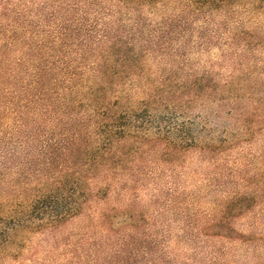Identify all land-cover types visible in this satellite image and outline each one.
I'll list each match as a JSON object with an SVG mask.
<instances>
[{"label":"rangeland","instance_id":"rangeland-1","mask_svg":"<svg viewBox=\"0 0 264 264\" xmlns=\"http://www.w3.org/2000/svg\"><path fill=\"white\" fill-rule=\"evenodd\" d=\"M187 4L163 0L135 12L134 5L113 0H0V264H69L65 244L79 234L95 244L86 252H104L101 264L115 246L128 244L127 252L138 254L127 253L129 264H264V121L259 118L264 116V0L216 2L201 9ZM59 25L68 29L66 41ZM122 38L130 40L140 59L138 66L124 69L119 87L126 104L139 106L147 89L163 80L181 87L204 79L210 84L204 97L174 115L183 111L199 126L206 124L202 142L225 136L234 141L217 155L192 151L135 196L124 193L113 201L145 211V220L132 226L126 217L116 219L108 234L87 218L76 219L59 230L61 240L55 243L45 231L31 232L26 214L38 188L62 163L60 148L52 160L45 144L60 143L68 130L62 117L77 113L76 123L80 110L61 115L57 110L39 120L19 117L13 108V60L25 55L28 42L37 44L38 54L71 63V71L88 79L103 46ZM67 70L58 68L54 75L66 76ZM237 195L255 200L233 220L238 231L253 238L208 234L213 229L206 227Z\"/></svg>","mask_w":264,"mask_h":264},{"label":"trees","instance_id":"trees-1","mask_svg":"<svg viewBox=\"0 0 264 264\" xmlns=\"http://www.w3.org/2000/svg\"><path fill=\"white\" fill-rule=\"evenodd\" d=\"M113 1L123 6L134 5L135 12H142L140 8L146 5L153 7L163 2ZM230 1L187 0V7L201 9L203 5ZM59 27L60 37L66 41L70 36L68 29L63 25ZM135 36L130 40H134ZM57 37L52 40L54 46ZM102 37L106 38L107 34ZM16 40L13 38V45ZM130 40L122 38L106 43L93 67V76L88 79L85 74L71 71V63L38 54L40 46L37 44L28 42L22 48L25 55L13 60V108H17L15 113L19 117L27 114L23 118L39 120L53 116L57 110L61 115L71 108H78V111L86 109L78 112L76 123L73 116L77 113H67L66 118L62 117L67 121L68 130L61 142L45 144L44 150L52 160L60 148L62 163L56 167L48 182L38 188L26 214L29 230L45 231L55 243L61 240L59 230L76 219L87 218L93 222L92 226L100 227L108 234L113 231L116 219L120 221L126 217L132 221V226L145 220V211L113 201L124 193L135 196L140 186L156 180L161 171L169 172L184 163L192 151L217 155L227 144H233L234 140L227 136L202 142L201 133L207 131L206 124L199 126L183 111L179 117L174 115L175 111L191 105L194 98L210 89V84L201 82L204 79L192 86L181 87L174 85L172 80H163L147 89V99L139 106L126 104V96L119 87L127 75L124 69L140 63L139 52H136L135 46L131 48ZM58 68L68 69L66 76H55ZM60 84L63 87H59ZM228 86L225 85L224 90H228ZM263 117L259 115L262 122ZM254 205V198L248 195L231 198L221 217L206 227L213 232L207 233L228 239L250 240L253 235L238 231L233 220ZM77 237L76 242L65 244L70 247L67 249L69 264H101L104 252L98 248L94 255L89 254L85 251L86 246L95 244L86 241L84 234ZM130 246H115L102 264H129L127 255L134 258L138 255L131 250L127 252ZM125 247L126 250L123 249Z\"/></svg>","mask_w":264,"mask_h":264}]
</instances>
